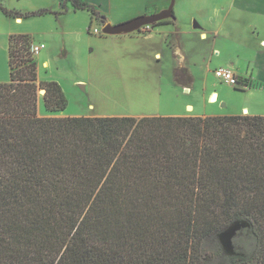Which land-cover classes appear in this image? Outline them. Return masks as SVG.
<instances>
[{
    "label": "trees",
    "instance_id": "obj_1",
    "mask_svg": "<svg viewBox=\"0 0 264 264\" xmlns=\"http://www.w3.org/2000/svg\"><path fill=\"white\" fill-rule=\"evenodd\" d=\"M32 45L10 36L0 83V264H264V116L55 117L68 101ZM239 221L228 255L219 235Z\"/></svg>",
    "mask_w": 264,
    "mask_h": 264
},
{
    "label": "rangeland",
    "instance_id": "obj_2",
    "mask_svg": "<svg viewBox=\"0 0 264 264\" xmlns=\"http://www.w3.org/2000/svg\"><path fill=\"white\" fill-rule=\"evenodd\" d=\"M153 1L80 0L81 3L93 6L113 23L145 10L150 15L157 14L167 9L171 0H166L164 3L159 1V4ZM209 1L176 0L174 16H177L178 25L184 28L194 26L195 21L198 20L193 21V15L199 16L202 13L199 7L206 9ZM0 5L22 16V19L17 20L0 12V83L10 81V36L29 35L33 43L46 44V49L40 56L41 61H37L38 80L44 83H58L63 88L68 101L67 109L55 117H120L157 110L155 105H147V92L154 90L152 77L155 72L152 69H156L147 70V53L121 48L116 50L117 52L114 50L119 59H114L111 63L107 62V49L103 46L100 50L102 45L97 43L99 39H95L100 36L88 32L91 22L90 12H75L71 0H0ZM39 13L44 14L38 15ZM166 23H174V21L169 19L162 22V24ZM96 28L100 27L94 23L91 29ZM152 28L153 26H150L139 32L148 33ZM100 31L102 32L101 28ZM67 46L74 52L71 57L64 58L62 54ZM37 58L38 56L36 60ZM119 60L120 63H116ZM123 60L125 61L122 63ZM44 61L48 64L44 65ZM214 82L217 84L216 81ZM38 95L39 115L47 117L49 115L45 114L43 100L45 91L39 90ZM231 96V102L237 109L249 105L255 109L252 113L264 116V95L255 101H249L243 92L232 91ZM190 98L186 95H182L180 99L163 97L158 107L168 113L179 107L183 108V101ZM219 106L223 107V103ZM248 227L246 221H239L219 235L228 255L243 252L237 236H243L244 230Z\"/></svg>",
    "mask_w": 264,
    "mask_h": 264
},
{
    "label": "crops",
    "instance_id": "obj_3",
    "mask_svg": "<svg viewBox=\"0 0 264 264\" xmlns=\"http://www.w3.org/2000/svg\"><path fill=\"white\" fill-rule=\"evenodd\" d=\"M159 1L166 2V0H154L153 3ZM199 9L202 13L200 12L199 16L193 15V21L198 20L194 23H197L198 28L181 27L175 16L174 23L157 25L148 33L137 32L122 36L99 34L100 38H95L99 39L97 43L102 45L100 50L103 46L107 49L106 61L109 63L119 59L114 50L130 48L147 53V70L156 68L152 69L155 72L152 77L154 90L147 92V105H155L157 110L120 117L206 118L241 115L246 114L245 112L246 115L257 116L256 113H252L255 109L249 105H244L240 109L233 106L232 91L240 92L221 83L216 78L215 71L219 68L230 69L251 80L255 88L243 92L249 101H255L264 95V0H210L206 9L205 7ZM74 11L86 10L74 9ZM148 14L150 15L145 10L114 23L106 17V25H119ZM91 22L89 33H92ZM98 26L103 29L102 25L98 24ZM42 44L46 49L44 42L33 43V45ZM67 47L62 54L64 58L71 57L74 52L71 47L70 49ZM42 51L37 58L38 62L41 61ZM116 63H120V60ZM43 64L48 62L44 61ZM180 69H186L191 80L188 77L179 79L177 71ZM79 83L84 82L79 81ZM182 95L191 97L183 101V108L179 107L166 113L158 107L163 97L180 99ZM213 97H216L215 100ZM221 103L223 107L219 106Z\"/></svg>",
    "mask_w": 264,
    "mask_h": 264
},
{
    "label": "water",
    "instance_id": "obj_4",
    "mask_svg": "<svg viewBox=\"0 0 264 264\" xmlns=\"http://www.w3.org/2000/svg\"><path fill=\"white\" fill-rule=\"evenodd\" d=\"M176 0H171L167 9L153 15L140 16L126 23L119 25L107 24L102 29V34L106 36H122L137 33L144 27H150L157 23L173 19ZM194 28H198L197 23ZM216 97H213L215 99Z\"/></svg>",
    "mask_w": 264,
    "mask_h": 264
},
{
    "label": "built area",
    "instance_id": "obj_5",
    "mask_svg": "<svg viewBox=\"0 0 264 264\" xmlns=\"http://www.w3.org/2000/svg\"><path fill=\"white\" fill-rule=\"evenodd\" d=\"M91 31L93 34H96V35L102 34V32L97 28ZM44 48L45 46L43 44L42 45H32L31 51H32L33 56L34 57L39 56V54ZM215 76L221 83L226 84L234 89L235 88H241L244 90L251 89L249 85L246 84V80H249L248 78L242 77L230 69L219 68L215 71Z\"/></svg>",
    "mask_w": 264,
    "mask_h": 264
},
{
    "label": "bare ground",
    "instance_id": "obj_6",
    "mask_svg": "<svg viewBox=\"0 0 264 264\" xmlns=\"http://www.w3.org/2000/svg\"><path fill=\"white\" fill-rule=\"evenodd\" d=\"M215 100V99H214ZM214 100L212 99V101L214 102ZM247 114V112H245Z\"/></svg>",
    "mask_w": 264,
    "mask_h": 264
},
{
    "label": "flooded vegetation",
    "instance_id": "obj_7",
    "mask_svg": "<svg viewBox=\"0 0 264 264\" xmlns=\"http://www.w3.org/2000/svg\"><path fill=\"white\" fill-rule=\"evenodd\" d=\"M144 28H147V27H144ZM144 28H143V29H144Z\"/></svg>",
    "mask_w": 264,
    "mask_h": 264
}]
</instances>
